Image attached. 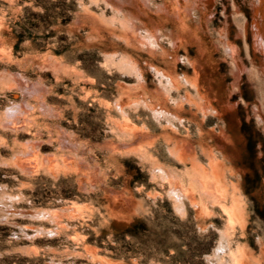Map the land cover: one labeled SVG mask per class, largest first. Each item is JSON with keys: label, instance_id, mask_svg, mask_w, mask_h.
<instances>
[{"label": "rangeland", "instance_id": "obj_1", "mask_svg": "<svg viewBox=\"0 0 264 264\" xmlns=\"http://www.w3.org/2000/svg\"><path fill=\"white\" fill-rule=\"evenodd\" d=\"M256 2L0 0V264H264Z\"/></svg>", "mask_w": 264, "mask_h": 264}, {"label": "bare ground", "instance_id": "obj_2", "mask_svg": "<svg viewBox=\"0 0 264 264\" xmlns=\"http://www.w3.org/2000/svg\"><path fill=\"white\" fill-rule=\"evenodd\" d=\"M255 7H256V10H255L256 19L254 20L252 31L255 37L256 44L264 50V40L262 36V31H261V25H263L262 21L264 20V14H263L264 0H257ZM260 19H262V21Z\"/></svg>", "mask_w": 264, "mask_h": 264}]
</instances>
